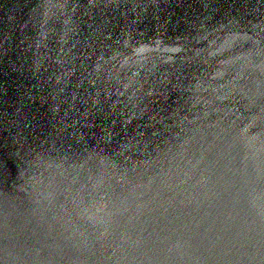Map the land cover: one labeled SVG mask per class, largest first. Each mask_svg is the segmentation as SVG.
<instances>
[{
  "label": "water",
  "instance_id": "obj_1",
  "mask_svg": "<svg viewBox=\"0 0 264 264\" xmlns=\"http://www.w3.org/2000/svg\"><path fill=\"white\" fill-rule=\"evenodd\" d=\"M0 264H264V0H0Z\"/></svg>",
  "mask_w": 264,
  "mask_h": 264
}]
</instances>
